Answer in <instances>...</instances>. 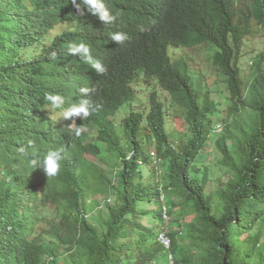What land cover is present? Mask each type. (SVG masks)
<instances>
[{
	"label": "clouds",
	"instance_id": "1",
	"mask_svg": "<svg viewBox=\"0 0 264 264\" xmlns=\"http://www.w3.org/2000/svg\"><path fill=\"white\" fill-rule=\"evenodd\" d=\"M218 1L230 16L225 29L210 34L218 43L205 40L209 0H197L193 14L187 5L175 8L180 0L29 3L25 18L36 22L23 42L30 48L17 59L14 84L0 86V117L15 119L0 121V264H60L68 241L42 232L36 221L72 230L75 216L94 226L88 217L114 204L119 176L147 185L136 197V186L127 191L147 212L129 245L162 248L175 264L176 233L189 247L185 264H201L211 239L204 232L198 246L187 235L199 230L215 183L229 176L215 160L216 148L231 144L232 107L252 102V72L264 68V40H248L264 33V0ZM87 177L109 184L111 199L89 192L78 212L65 214L48 197L58 189L72 209L77 184ZM90 196H99L101 206L89 207Z\"/></svg>",
	"mask_w": 264,
	"mask_h": 264
},
{
	"label": "trees",
	"instance_id": "2",
	"mask_svg": "<svg viewBox=\"0 0 264 264\" xmlns=\"http://www.w3.org/2000/svg\"><path fill=\"white\" fill-rule=\"evenodd\" d=\"M31 1L0 0V86L3 81L5 85L14 84L13 81L17 79L16 67L22 64L17 59L30 48L24 45L23 36L24 31L34 27L36 22L34 18H25ZM238 1L243 5L246 0ZM209 2L210 19L205 27V40L218 43L219 40L210 34L213 30L225 29L230 16L225 4L217 0L215 6L211 0ZM180 5L189 6L193 14L197 12L199 3L197 0H180L175 8ZM252 76V102H236L233 105L235 130L230 133L231 144L227 140L222 141L216 148L215 160L229 176L215 183L210 205L198 221L199 230L187 235L192 244L198 246H203L206 234L211 239L201 264H264V226H259L264 224V68H258L252 72ZM19 88L23 97L22 85ZM127 101L125 98L124 103ZM19 111L22 112V109ZM14 120L7 112L0 117V121L5 123L12 124ZM125 128L129 129V125ZM120 157L117 148L115 158ZM131 186L138 188L136 197L147 185L142 181L136 182L134 177L119 176L117 186L112 191L116 194L114 204L108 202L104 210L99 211L102 218L99 225H90L75 216L70 217L72 230L67 223L48 224L43 219L36 221L42 232H56V235L68 241L69 253L60 264H168L162 248L146 251L129 245L135 228L143 225L139 219L147 214L138 207L134 195L128 194ZM60 192L50 189L48 197L65 214L70 210L71 214L78 212L89 192H99L111 199L109 184L100 180L93 182L88 177L77 184L72 209V199L62 198ZM152 215L156 216L154 213ZM150 235L156 245V235L154 232ZM172 236L175 264H185L189 247L179 244L176 233ZM46 250H52V247Z\"/></svg>",
	"mask_w": 264,
	"mask_h": 264
},
{
	"label": "rangeland",
	"instance_id": "3",
	"mask_svg": "<svg viewBox=\"0 0 264 264\" xmlns=\"http://www.w3.org/2000/svg\"><path fill=\"white\" fill-rule=\"evenodd\" d=\"M260 40V41H263L264 40V33H262V32H258L254 37H253V39H251V37H248V40H252V41H257V40ZM183 66H185V67H190V65H188V64H184ZM64 77H65V84H64V87H65V89L66 90H68L69 88H70V85H69V81H68V77H69V71L68 70H66L65 71V73H64ZM52 79L49 77L48 79H47V83L49 84V85H51L52 84ZM56 84L57 85H60V78H58V80L56 81ZM78 85H79V80H78V78L77 77H75V86L76 87H78ZM213 97L214 98H217V99H222L221 98V96H219V95H213ZM226 104H225V102H223V106H225ZM205 154L207 155V157H209L210 156V148H207V150H206V152H205ZM102 166H101V164H97L95 167H94V169L91 171V173H90V176L91 177H96L97 176V173H98V171L100 170V168H101ZM213 191V190H212ZM88 205H89V207H92V208H96L97 206H101V202H100V200H99V196H90L89 198H88ZM86 206H87V204H86ZM100 208V207H99ZM91 209V208H90ZM11 210H13L12 208H11ZM92 212V211H91ZM92 213H95V212H92ZM91 213V214H92ZM92 222L94 221V223H96V224H101V218H100V215L98 214V213H95V215H94V217H93V219L91 218V215L88 217ZM259 226H261V227H263L264 226V224H261V225H259ZM165 227H166V229H168V225L166 224L165 225ZM262 236H264V234H262ZM261 236V237H262Z\"/></svg>",
	"mask_w": 264,
	"mask_h": 264
},
{
	"label": "bare ground",
	"instance_id": "4",
	"mask_svg": "<svg viewBox=\"0 0 264 264\" xmlns=\"http://www.w3.org/2000/svg\"><path fill=\"white\" fill-rule=\"evenodd\" d=\"M13 55V54H12ZM227 232V231H226Z\"/></svg>",
	"mask_w": 264,
	"mask_h": 264
}]
</instances>
